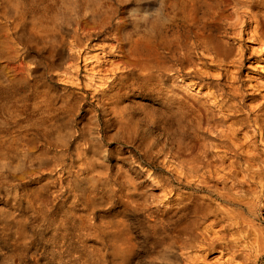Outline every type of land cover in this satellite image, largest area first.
Wrapping results in <instances>:
<instances>
[{
  "label": "rangeland",
  "instance_id": "374dc122",
  "mask_svg": "<svg viewBox=\"0 0 264 264\" xmlns=\"http://www.w3.org/2000/svg\"><path fill=\"white\" fill-rule=\"evenodd\" d=\"M97 1L79 0L77 5L76 0H67L61 8V0H45L54 29L37 37L26 32L11 36L16 57L1 63L14 73L24 61L29 70L24 83L20 84V91H17V99L3 104L2 110L18 113L16 115L22 122L29 111L34 113L30 103L44 92L50 98L45 123H53V126L44 137L37 131L38 150H47L48 153L44 159L26 161L24 167L33 169L31 177L22 180L21 185L17 182L12 186L2 185L1 191L21 192L27 186L39 187L43 181L51 190H57L56 181L61 177L62 190L69 191L65 193L68 195L67 204L74 196L79 199V187L70 186L71 177L66 168L70 164L73 168L84 166V159L78 154V150L86 146L83 129L90 132V137L97 140L102 149L113 146V142L98 140L99 135L112 133L115 127L105 122L100 105L117 89H125L127 94L121 100L128 105L126 126L130 125L124 134L126 139L132 141L138 132L144 130L152 138L167 142L166 129L180 127L188 139L202 141L194 153L197 160L183 169H190L199 179L197 181H203L204 188L179 184L174 169L178 162L174 158H169L172 162L168 167L160 159H155V154L148 160L130 142H127L128 147L123 144L122 148L133 149L141 167L168 179L172 193L198 196L209 208L206 217L200 220L194 241L175 249L152 244V238L145 233L155 211L161 214L169 207V199L174 198H170L172 193L164 198L165 191L154 184L155 207L151 211L124 209L118 200L113 205H99L93 212L96 220L112 215L114 222H120L128 233L133 254L125 264H264V42H250L249 25L245 22L247 14L230 6L229 17L220 24L221 32H217L213 19H209L216 40L231 49V56L223 59L214 48L206 54L196 50L198 55L190 50L184 62L168 58L166 65L144 73L133 69L127 57L115 46L114 29L122 14L114 15L102 30H80V22L90 18L86 15L89 5L93 12L98 10ZM197 1V10L202 12L220 0ZM0 2V21L4 22V17L11 15V9L26 8L29 11L28 7L33 3L37 11L40 0ZM77 6L82 19L68 27H58L53 19L56 13L74 12ZM30 19L27 15V21ZM239 20L242 22L237 24ZM168 31L173 32L172 28ZM238 48L242 51L240 59L236 54ZM251 48L257 50L252 52ZM162 53L171 55L170 51ZM197 88L199 92L195 90ZM23 95L27 96L20 98ZM198 106L207 119L197 135L193 125ZM33 117L39 129L44 124L38 122L41 120L39 111H35ZM225 134L231 135L237 145L229 147ZM44 161L48 164L42 166ZM18 169L10 170L7 164H3L0 173L5 177L15 174ZM90 174L84 169L78 180L86 179ZM83 186L80 185V189ZM9 207L0 199V209L23 214L22 209ZM80 207L78 205V209ZM23 209L26 214H32L31 210ZM171 215L167 213L163 218ZM43 245L41 241L34 245L29 243L26 255L13 259L7 248H0V264H33L36 259L42 264H56L41 256ZM95 257H92L91 264H120L119 260L109 258L104 261ZM73 263L84 264V261L73 260Z\"/></svg>",
  "mask_w": 264,
  "mask_h": 264
},
{
  "label": "bare ground",
  "instance_id": "6f19581e",
  "mask_svg": "<svg viewBox=\"0 0 264 264\" xmlns=\"http://www.w3.org/2000/svg\"><path fill=\"white\" fill-rule=\"evenodd\" d=\"M1 1L5 3V0ZM198 2L163 0L164 8L161 13L155 19L150 18L143 23L142 30L133 31L134 26L129 18L130 10L136 7L141 11L155 9L158 7L157 0H146L139 6L135 0L131 3H126L125 0H98L95 18H85L79 27L83 32L102 30L114 15L122 14L114 29L115 46L127 57L133 69L142 71L159 69L166 65L168 58L175 62H184L190 50H201L206 54L214 48L217 55H221L223 59L229 54L231 56V49L216 40L209 24V19H213L217 32H221L220 24L229 17L230 6H236L238 10L242 9L247 14L245 22L249 25L250 42L260 44L264 42V0H220L215 6L202 12L197 10ZM36 8L37 11L34 10L35 6L32 3L28 7L29 11L26 8L11 9V15L4 17V22L0 21V166L7 164L10 170L19 167L15 174L11 173L9 176L4 177L0 173V199L5 205L23 210V214L16 215L15 211L10 209H0V248H7L12 259L22 258L28 251L29 243L34 245L41 241L44 243L40 249L41 256L56 264H74L73 260L80 259H83L84 264H91L93 256H96L95 259L103 258L107 261L111 258L112 261L119 260L120 264H125L133 254L128 233L120 226V222H114L112 215L105 219L101 218L103 220H96L93 213L95 208L99 205H113V202L116 203L115 200H118L124 209L130 207L151 211L155 207L154 184L165 191L164 198L172 193V188L168 179L141 167L137 163L134 150L123 149V144L128 147L127 142H130L142 151L148 160L155 154V159H160L168 167L172 162L169 158H174L179 164L176 163L174 168L178 174L176 179L179 184L202 189L203 181H197L199 179L195 178L190 169H183L197 160L194 153L202 141L188 139L180 127L166 129L167 142L152 138L144 130L138 132L132 141L126 139L125 131L130 127L126 126L128 117L125 116L128 105L124 104L121 98L127 91L120 88L100 105L105 122L115 127L112 133L99 135L98 140L113 142V146L102 149L97 140L90 137V132L83 129L82 135L86 146L78 150V154L84 159V166L73 168L70 164L66 168L71 177L70 186L79 187V199L74 196L67 204L68 195L65 193L69 191L62 190L61 177L56 181L57 190H51L48 183L43 181L39 187L27 186L21 192L1 191L2 185L12 186L15 182L21 185L22 180L30 178L33 169L24 167L26 161L44 159L48 153L47 150H38L36 138L37 131L44 137L53 126V123H45L50 98L44 92H40L30 103L34 113L39 111L41 120L38 122L44 123L39 129L36 128L34 113L31 114L29 111L30 114L25 115L20 122L19 116L16 115L18 113L2 110L3 104H10L13 98L17 99V91H20V84L24 83L26 71L29 70L24 61L14 73L6 64L1 63L16 57L17 51L11 36L24 32L30 36H42L55 27L49 21V6L45 0H40ZM27 15L31 17L28 21ZM241 22L239 20L237 24ZM168 28H172L173 32L168 31ZM74 30L76 31V28ZM251 50L255 52L257 49ZM162 51H170L171 55H163ZM241 52L238 48L236 53L239 55L238 59L242 56ZM195 53L198 55L197 51ZM195 90L199 92V88ZM28 108L29 106L26 107ZM194 118L193 129L198 135L207 119L200 106L194 112ZM178 124L182 125L179 121ZM224 137L229 147L232 144L237 145L231 135L225 134ZM46 164L48 163L44 161L42 166ZM84 169L91 174L79 181L78 177ZM75 171L76 174H73ZM82 184L84 186L80 189ZM172 196L174 198H171ZM221 196L223 197L222 194ZM170 198L168 208H164L161 214L155 211L151 223L146 225L145 233L152 238V244L176 249L181 244L186 245L194 241L200 220L206 217L209 208L198 196H187V193H172ZM78 205L82 207L78 209ZM23 207L31 210L32 214H26ZM167 213L172 215L164 219L163 216ZM33 264L42 263L36 259Z\"/></svg>",
  "mask_w": 264,
  "mask_h": 264
},
{
  "label": "clouds",
  "instance_id": "9594fccd",
  "mask_svg": "<svg viewBox=\"0 0 264 264\" xmlns=\"http://www.w3.org/2000/svg\"><path fill=\"white\" fill-rule=\"evenodd\" d=\"M126 3H131L132 0H125ZM146 0H135V3L137 6H139L142 3H145ZM67 3V0H61V8L64 7V5ZM77 5L79 4V0H76ZM158 3V7H156L155 9L152 10H143L141 11L139 9V7H136L132 10H130L129 12V18L131 19L132 23H133V31H139L142 30L141 25L147 21H149V19H155V17L161 13L162 8H164V4H163V0H157ZM135 12V14H134ZM86 15L92 18H95V13L93 12L91 6L89 5V7L87 8L86 11ZM54 22L57 24L58 27L60 28H64V27H68L70 25H73L77 22H79L82 19L81 13H80V9L77 6L76 10L73 11H69L68 13H65L63 11H59L56 13V15L54 16ZM168 22H169V18H168ZM2 167V166H0ZM6 170V169H5Z\"/></svg>",
  "mask_w": 264,
  "mask_h": 264
}]
</instances>
